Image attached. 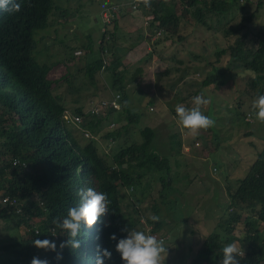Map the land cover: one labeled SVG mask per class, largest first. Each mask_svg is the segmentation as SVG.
Masks as SVG:
<instances>
[{"label":"trees","instance_id":"trees-1","mask_svg":"<svg viewBox=\"0 0 264 264\" xmlns=\"http://www.w3.org/2000/svg\"><path fill=\"white\" fill-rule=\"evenodd\" d=\"M242 1L117 0L114 3L117 8H110L108 22H105L101 15L102 21L111 26L102 31L94 63L97 71L102 70L110 74L112 88L120 93L121 111L115 116L112 115V120L119 123L126 120L117 128L102 134L105 138L110 137V147L113 144V147L119 145L111 152L100 151L94 139H88L82 145L73 139L62 119L64 102L53 92V82L48 76L52 65L37 61L33 54L36 49L33 31L46 28L48 16L56 6L54 0H18L19 11L12 14L0 11V198H9L6 202L0 199V218H11L15 228L23 229L22 233L17 232L16 237L10 235L11 238L8 239L0 238V264H30L34 256L47 259L49 264H82V258L76 254L81 245L77 250L67 245L63 249L58 248L61 258L56 260L55 252L37 248L31 242L37 238H48L55 240L59 245L67 239L66 234L52 223V219L66 215L67 208L75 206L79 199L77 189L80 188L91 187L96 191L105 192L110 201L105 214L99 217L91 228L82 227L77 237L89 254L87 264H94L96 245L112 252L111 259L105 264H120L119 255L114 251L115 241L109 239V234L114 232L118 237L123 235L119 231L123 224L132 227L136 221L145 218L153 225L152 231L156 237H160L157 232L165 224L159 215L165 212L163 216L167 220L166 224H170V213L167 210L168 201L163 193L167 181L159 173H168L171 166L167 155L161 154L156 146H153L155 129L147 124L145 119L140 118V112L128 106V96L122 82L124 74L120 67L125 53L131 47L117 51V45L113 42L119 26L117 21L124 14V19L131 17L133 21L136 18L141 21L143 19L136 12L141 14L145 24H148L152 34H155L153 38H148V44L152 48L147 51L145 60L147 59V62L157 54L156 59L163 62L165 57L162 56V51L166 39L173 43L172 34H177L176 41L184 42L187 39L188 34H178L181 23L199 22L205 25L206 16L212 18V15L218 16V21L233 19L238 12L245 9ZM178 5L180 11L177 9ZM256 6L263 7L264 0H257ZM61 12L62 15L67 14L64 10ZM252 15L253 13L242 15L240 21L232 28L225 27L220 30L223 32L225 45L218 44L213 52L215 59L209 61L211 70L201 81L204 96H208L206 90L210 95L213 88L224 85L229 77L238 75L248 76L246 86L239 89L241 93L254 98L258 93L264 92V35L260 33L263 28L257 32L256 43H250L247 37L252 34V25L255 24ZM228 35H234L235 38L231 40ZM87 46L84 45V48ZM223 61H227L231 73L218 79V66ZM197 69L202 72L206 70L204 67L193 66L190 70L187 65L182 66L179 80ZM167 73L168 70L164 69L163 75ZM142 75V69L136 67L131 78L139 84ZM166 83L162 84L165 86ZM165 87L171 91L175 85L167 84ZM134 91L131 94H136ZM142 95L141 106L146 108L150 98L146 91L142 92ZM209 98L210 106L206 112L215 114L211 105L213 98ZM242 102V98L238 97L236 106L232 108L234 118L231 122L248 124L250 122L244 120L255 118L252 107L243 109ZM183 105L191 107L189 101ZM78 112L81 114V109ZM109 114L111 115L112 111L106 112L104 116ZM100 121L101 119L93 120L94 123ZM213 121V126L215 122L219 124L218 116L217 120L214 117ZM259 122L257 131L264 127V121ZM131 123L138 124L141 140L122 142V132L126 134ZM244 136L249 162L243 175L236 179L228 208L217 210L215 199L212 204L209 203V207H203L206 215L214 211L211 218L207 219L208 225L211 224L208 232L194 239V251L186 260L185 255V261L167 264H217L222 255L220 249L224 244L233 241L243 250L240 264H264V134L257 135L253 130H249ZM171 137L174 143L172 145L180 152L184 141L178 132ZM213 139L216 142V150L210 152L209 156L213 153L218 155L217 150L220 148L216 134ZM174 147L171 146L170 153H167L172 154ZM13 160H16L15 164ZM153 181L159 185V200L164 208L160 211L157 206L159 203L150 201L152 213L146 215L135 202L140 203L146 196H152ZM123 186L132 187L133 195H139V191L143 192L132 201L134 214H125L122 209L119 187ZM144 186L148 189L146 193ZM13 198L17 200L16 205L10 204ZM17 208L20 210L17 211ZM151 215L157 216L158 219L150 220Z\"/></svg>","mask_w":264,"mask_h":264},{"label":"rangeland","instance_id":"rangeland-1","mask_svg":"<svg viewBox=\"0 0 264 264\" xmlns=\"http://www.w3.org/2000/svg\"><path fill=\"white\" fill-rule=\"evenodd\" d=\"M116 2L117 0H54L56 6L48 16L46 28L33 31L36 39V49L33 54L37 61L52 65L48 76L54 83L53 92L62 98L69 112L78 107L84 108L91 97L93 99L102 97L108 92V89L115 90L111 85L110 74L106 71L96 70L94 56L101 40L102 31L111 26L102 21L101 11L108 4L116 8V5L113 6ZM242 3L245 4V9L230 20L218 21V16L212 15V18L206 16L205 25L199 22L181 23L178 34L183 36L188 34L187 39L184 42L176 41L177 34L171 36L173 43L166 39V45L163 46L162 51V56L165 57L163 62L156 59L157 54H154L155 56H152L147 62V59L145 60L147 51L152 48L148 44V38H153L155 34H152L141 14L136 12L143 19L141 21L137 18L133 21L131 17L124 19L126 14L117 21L119 26L113 38V42L117 45V51L131 47L125 53L122 67H120L124 74L122 82L128 96V106L140 112V118L145 119L146 123L155 129L156 137L152 142L153 146H156L161 154L167 155L171 166L168 173L164 171L159 173L167 181L163 193L168 201L167 210L170 213V220H168L170 224H166L167 220L163 216L165 212L159 215L165 224L157 232L158 236L164 237L163 242L167 248L164 264L185 261L192 255L194 239L208 232V227L211 224L208 225L209 220L207 219L211 218L214 212L206 215L203 207H209V203L212 204L215 199L217 210L228 208L230 193L235 188L236 179L243 175L244 169L248 165L249 156L246 151L248 147L245 144L244 133L253 130L257 135L264 134L263 126L257 131L260 122L255 118L244 120L250 122L248 124L231 122V119L234 118L232 108L236 106L238 97L243 100L241 103L243 109L251 107L253 98L239 91L246 86L247 75L229 77L224 85L213 88L210 95L206 90L208 96L205 97L212 96L213 98L211 105L214 107L215 114L206 112L209 104L201 105V111L212 119L215 117L217 120V116L219 118V124L215 122L212 128L197 129L196 131L183 128L178 124L173 108L175 105L184 104L187 101L192 107L191 97L198 93L204 96V89L201 90V81L205 74L211 70L209 61L215 59L213 53L215 47L218 44L225 45V38L220 30L225 27L232 28L240 21L242 15L253 13L252 19L255 24L252 25V34L247 38L250 39V43H256L257 32H260L261 28L263 29L260 33L264 35V6H256L257 0H243ZM177 9L180 11L179 5ZM63 10L67 14L62 15L61 11ZM104 19L105 22H108L106 17ZM228 37L231 40L235 38L234 35H228ZM84 45H88L87 48H84ZM77 51H81V53H77ZM185 65L190 70L193 69V66L204 67L206 70L202 72L197 69L193 73L191 71V74L179 80L180 69ZM136 67L141 68L143 73L139 84L131 78ZM218 67V79L231 73V67L227 61H223ZM164 69L168 70L165 76L163 75ZM162 83H166L165 86L167 84L175 85V88L168 91V88ZM133 90L136 94H131ZM144 91L150 98L146 108L141 106L143 103L142 92ZM137 93L139 98L135 100ZM109 121V118L101 117L100 122H91V129L94 132L102 129L103 132ZM118 124L121 125L122 122H118ZM118 124L115 125L118 126ZM66 127L71 129V133L80 144L87 141L79 129L69 127V125ZM176 132L184 141V144H181L180 152L176 151L172 145L174 143L171 135ZM139 134L138 124L131 123L127 127L126 134L122 132L121 140L122 142L139 141L141 140ZM215 134L220 141V148L217 150L218 155L213 153L209 156L210 152L216 150V142L213 139ZM98 139L100 151L111 152L119 146L117 144L113 147V144L110 147L104 136ZM171 146L174 147V152L168 154L171 151L169 150ZM152 183L154 185L152 196H146L145 200L140 203L135 202L146 215L152 213L149 207L150 201H157L160 211L164 208L159 200L161 196L159 185L155 181ZM126 188L120 187L121 206L125 214L127 212L134 214L132 201L143 192L139 191V195H133ZM147 190L144 186L145 193ZM163 193L161 192V194ZM145 206L147 207L143 208ZM152 227L153 225L143 218L136 221L131 228L150 232ZM16 229L11 218H0V238L8 239L11 238L10 235L16 237L17 232H23V229Z\"/></svg>","mask_w":264,"mask_h":264},{"label":"clouds","instance_id":"clouds-1","mask_svg":"<svg viewBox=\"0 0 264 264\" xmlns=\"http://www.w3.org/2000/svg\"><path fill=\"white\" fill-rule=\"evenodd\" d=\"M135 1L137 0H133V2ZM133 5L135 6V3H133ZM110 8H113L112 5L104 7L101 11V15L103 12H108L107 19H109ZM19 9L20 3L18 0H0V11L12 14L19 11ZM77 53H81V51H77ZM102 55H104V53H102ZM117 94L118 97L113 101L114 104L116 102V105L109 104L108 102L113 100ZM119 98V91L108 89V92L102 97L99 96L95 99L91 97L84 108L78 107L76 110L69 112L65 107L62 114L63 122L65 125H69V127L72 126L79 129L87 138L86 140L94 139L95 141H99L98 138L103 136L102 134L104 132L119 126L118 122H114L111 118L112 115L115 116L121 111V102ZM103 101L107 103L102 104ZM191 101L193 105L192 107H185L183 104L175 105L174 112L178 124L189 131L211 127L214 123L213 119L201 111V105L208 104L210 98L198 93L191 97ZM251 107L254 110L255 119L264 121V92L258 93L254 96L251 102ZM80 109L82 111L81 114L78 112ZM110 111H112V114L107 116L110 121L107 124L106 129L103 132L102 129H100V132L97 134V131L94 132L91 129L92 126L89 120H100L101 117H105L104 114L106 112L108 113ZM125 122L126 120L122 121V123ZM115 124H118V126ZM68 130L71 133V129ZM100 134L101 136H99ZM71 136L78 142L73 136V133H71ZM106 140L108 141V144L111 141L110 137L106 138ZM14 161L16 162V160L12 161L13 164H15ZM131 188L132 187L126 188L130 191V194L132 191ZM76 194L79 199L75 206L68 207L66 215L59 218L53 217L52 219V223L66 234L67 239L61 241L59 245H57L55 240H49L48 238H37L33 239L31 242L37 248L55 252L56 260L61 258L60 252L57 251L58 248L63 249L67 245L70 248L77 250L79 245H81V252H79L80 250H77L76 254L77 257L82 258V264H87L89 254L85 250V246L82 242L80 243V240L77 239V237L81 233L82 227L91 228L97 222L98 218L105 214L107 211V205L110 201L107 193L96 191L91 187L77 189ZM149 219L156 221L158 217L151 215ZM119 231L123 233V235L118 237L116 233L113 232L109 234V239L115 241L114 251L119 255L120 264H164L167 255V248L163 242L164 237L160 236L157 238L155 233H153L152 228L150 229V232H145L131 228L127 224H123ZM220 251L222 255L219 257L217 264H240L243 250L236 241L224 244ZM84 252L85 254H83ZM111 257L112 252L109 249L96 245L94 264H105V262L109 261ZM73 262H75V260ZM30 264H49V261L34 256L30 260Z\"/></svg>","mask_w":264,"mask_h":264},{"label":"built area","instance_id":"built-area-1","mask_svg":"<svg viewBox=\"0 0 264 264\" xmlns=\"http://www.w3.org/2000/svg\"><path fill=\"white\" fill-rule=\"evenodd\" d=\"M102 16L107 18L108 17V12H103ZM117 97H118V94L115 96V98L113 100L109 101L108 103L112 104V105H116V102L114 104L113 101H115ZM105 103H107V102H105V101L102 102V104H105ZM14 163H15V161H14ZM0 199L2 200V202H6V201L9 200V198L7 196L1 197ZM10 204L16 205L17 204V200L15 198L11 199L10 200ZM19 210L20 209L17 208V211H19Z\"/></svg>","mask_w":264,"mask_h":264},{"label":"crops","instance_id":"crops-1","mask_svg":"<svg viewBox=\"0 0 264 264\" xmlns=\"http://www.w3.org/2000/svg\"><path fill=\"white\" fill-rule=\"evenodd\" d=\"M138 98H139V94L137 93V95L135 96V100H138Z\"/></svg>","mask_w":264,"mask_h":264}]
</instances>
